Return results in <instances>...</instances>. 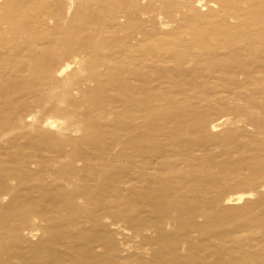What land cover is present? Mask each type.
<instances>
[{
    "label": "rangeland",
    "instance_id": "374dc122",
    "mask_svg": "<svg viewBox=\"0 0 264 264\" xmlns=\"http://www.w3.org/2000/svg\"><path fill=\"white\" fill-rule=\"evenodd\" d=\"M201 1L40 0L53 16L27 32L12 36L0 23V264H264V229L257 234L264 226V83L226 89L202 77L169 86V72L151 71L157 112L165 98L173 114L185 116L165 124V168L143 171L180 190L164 197L172 209L149 232L140 231L148 217L139 210L141 189L123 179L120 135L110 129L120 114V70L101 45L142 47L144 34L158 42L189 22V12L218 7ZM41 53L49 73L24 67ZM92 57L106 58V68L94 69ZM65 64L71 67L58 73ZM89 117L102 138L81 129ZM247 193L254 196L228 202ZM180 231L184 238L172 243ZM162 252L165 263L155 260Z\"/></svg>",
    "mask_w": 264,
    "mask_h": 264
},
{
    "label": "bare ground",
    "instance_id": "6f19581e",
    "mask_svg": "<svg viewBox=\"0 0 264 264\" xmlns=\"http://www.w3.org/2000/svg\"><path fill=\"white\" fill-rule=\"evenodd\" d=\"M181 1L186 4L190 2V5L197 3L200 6L203 3L201 0ZM213 2L215 4L212 7L215 8L218 5L216 10L202 14L204 10L201 7L199 14L189 12L187 14L189 16L185 18L187 21L190 20L189 22H181L174 32H170V29V33L166 32L158 42L154 41V35L152 38V36L146 37L145 34H142L144 37L138 42V46L142 47L136 48L134 46L135 48H132L128 45L116 44L118 47L116 49V45L110 46V42L101 45V49H108L110 58L116 59L119 65L120 114L115 116L110 129L114 135H120L118 145L121 148L123 179L136 181L141 189V192L137 193V199L141 202L139 210L148 213L147 220L144 222L145 225L140 228L142 233L149 232L158 226L156 222L160 216L168 213L173 206L168 208V202H165L164 197H168L169 193L173 194L179 190L175 181L171 182V180L159 175L144 172L147 170H159L161 172L165 168V164L159 161L166 153L160 145L162 137H167L168 134L165 124L171 118L177 122L183 120L182 118L185 116L184 112L173 114L172 107L165 98H159L163 110L157 112L156 99L151 95L153 90L151 87L156 80L151 77V71L162 69L169 72L171 74V77H167L169 86H193L200 83L198 79L202 77H205L207 81L216 82L221 88L226 89L256 87L264 83V0H216ZM20 5H23L22 14L17 16L15 10ZM2 6L4 15L0 19V23L8 25L9 33L12 36L27 32L28 24L31 22L35 23L43 18L53 16L52 11L44 6L40 0H4ZM71 8L73 6L69 8L67 14L72 10ZM167 25L169 27V24ZM47 36L41 37L46 41ZM64 36L68 42L71 41L69 32L66 31ZM30 38L32 40L39 39L33 38L31 33ZM38 57L35 65H24V67L28 70L41 69L49 73L53 66L47 61V54L41 53ZM92 58L98 60L92 64L94 69L106 68V58H104L105 61L101 57ZM254 58L258 59L257 64L252 63L251 59ZM70 65L65 64L57 72L65 73L71 67ZM258 71L260 72L255 77L254 75ZM225 72H229V74L226 75L227 78L222 80L220 76ZM243 74L246 78L240 80V76ZM146 95L149 96L148 100L145 99ZM61 100H66L65 94L62 95ZM91 100L88 102L90 103ZM91 104L96 109L98 108L95 102H91ZM57 112L60 113L58 110ZM86 120L81 129L91 134L89 138H102L105 135L103 128L97 124L96 126L90 117ZM86 175L90 176L91 172H87ZM71 185L73 182L69 183V186ZM68 196L73 198L72 194ZM253 196V193L239 194L228 198V202L240 203ZM258 227L260 231L257 234L260 235L264 226ZM181 238H184L182 231L177 237L170 236L169 240L174 243ZM255 248L257 247L255 246ZM163 252L155 254L156 261L166 262ZM260 259L264 261V251H261ZM252 261L254 262V259Z\"/></svg>",
    "mask_w": 264,
    "mask_h": 264
}]
</instances>
